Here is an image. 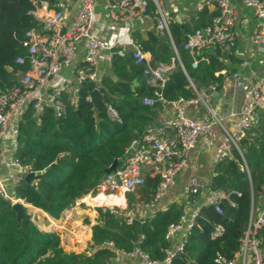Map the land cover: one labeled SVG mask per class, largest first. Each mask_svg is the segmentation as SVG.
Returning <instances> with one entry per match:
<instances>
[{
    "label": "trees",
    "instance_id": "obj_1",
    "mask_svg": "<svg viewBox=\"0 0 264 264\" xmlns=\"http://www.w3.org/2000/svg\"><path fill=\"white\" fill-rule=\"evenodd\" d=\"M60 0H0V86H18L15 74L26 72L28 67L18 66L15 61L24 55V34L37 28L29 15L34 2H47L50 7ZM153 10L149 4L148 11ZM218 16L216 7L198 15L203 29ZM190 24H172L171 36L184 71L177 68L161 91L166 103L180 99L192 101L197 95L191 89V81L199 91L215 85L219 90L223 79L214 74L226 70L225 63L237 62L234 50L221 54L218 51L203 53L197 69L189 52L183 50L185 36L198 28ZM142 52L148 53L151 65L167 64L174 54L168 46L158 50L159 38L154 34L134 36ZM207 60V62L203 61ZM225 61V62H224ZM143 66H137L130 54L115 51L111 60V75L102 79L101 98L96 105L88 101L95 86L84 83L78 91L77 101L68 107L67 116L56 120L51 110L33 119L30 106L17 125V151L15 158L37 173L33 182H22L15 196L27 204L59 219L63 211L86 196L101 182L105 171L115 161L121 165L125 150L140 140L153 120L160 113L161 103L153 108L143 106L144 99H155L154 88L145 84ZM229 74L228 70H226ZM118 114L121 124L107 115L106 106ZM241 155L232 149L229 156L216 164L211 188L230 195L233 204H222L223 215L212 208L200 210L185 246L187 258L178 256L173 264H210L214 255L232 258L238 250L240 239L246 229L251 198L264 189V118L253 126L247 137L238 144ZM246 165L247 171L243 169ZM34 183L37 185L34 186ZM159 178H147L144 186L136 190L139 199L127 194L129 204L152 202ZM259 197V196H258ZM183 205L171 204L166 210H153L151 217H138L131 222L120 221V216L106 209L97 208V221L91 228L93 244L91 255L66 253L56 233L39 230L29 217L17 221L9 202L0 198V264H115L114 253L102 245L112 244L116 250L132 252L136 247L148 254L153 261L161 262L172 243L165 240L170 226L178 224ZM215 225L224 228L218 240L210 235Z\"/></svg>",
    "mask_w": 264,
    "mask_h": 264
},
{
    "label": "built area",
    "instance_id": "obj_2",
    "mask_svg": "<svg viewBox=\"0 0 264 264\" xmlns=\"http://www.w3.org/2000/svg\"><path fill=\"white\" fill-rule=\"evenodd\" d=\"M71 2L72 0H60L52 7L47 2L33 3L29 15L37 23V28L24 34L22 46L25 53L17 57L15 61L16 65H26L28 69L26 72L19 71L15 74L18 86L12 88L0 86V198L2 200L9 202L11 206L19 204L25 210V215L29 217L30 222L36 227L40 225L39 215L42 214L38 209L27 204L23 199L17 198L14 194L27 175L33 174L34 178L37 176V173L32 172L30 167L22 166L15 158L18 122L30 106L33 110V119H38L46 110H51L56 120L64 119L67 116L68 107L76 103L77 93L86 82L92 83L95 86L94 91H98L101 96L99 89L102 78L95 70L103 52H109L111 64L115 51L123 54L122 50L127 49L135 64L144 67L142 74L145 84L156 90V98L144 99L143 106L153 108L157 103H161L162 106H170L172 114L161 119L156 126L148 128L140 140L134 141L125 150L121 165L115 171L105 174L95 189L77 201L71 208H79L82 205L89 207V203L98 201L101 197L102 200L99 202L102 204L104 198L111 203L116 201L124 203L127 194H134L136 190L144 186L147 177L144 169H148L150 175L159 178L154 198L148 204H132L130 209L125 212L124 217L127 219L126 222H131L145 210H154L157 203L168 194L178 176L186 168L187 158L190 152L195 149L198 140L203 136L210 141L213 140L211 132L214 125L219 126L224 134V139L217 146L214 155L215 166L229 156L232 149L241 155L238 144L257 124L258 113L264 112V80L262 78L254 74L246 76L241 72L232 74L236 88L242 93V104L236 127L234 130L228 131L222 125L220 118L209 107L208 96H199L191 81H189L190 87L198 95L196 100L184 101L180 99L176 102L166 103L161 97L160 90L169 81L171 73L176 70V63L184 71L171 36L170 27L172 24L185 25L179 15L170 16L165 13L162 5L163 0H105L104 5L109 24L118 25L147 19L153 23L155 35L159 39L169 41L174 57L167 64L158 62L154 65L150 64V55L142 52L141 47L136 44L134 33L127 37L126 41L94 35L95 0H76V10L68 24L65 18V9ZM150 3L153 5L151 12L148 11ZM234 4L249 9L257 20L264 22V0H198L194 9L196 15L216 7L218 16L213 19L210 26L203 29V32L197 29L185 36L183 50L189 52L192 57V69H197L198 62L204 52L230 53L235 47L234 27L237 17ZM102 27L106 29L104 24ZM249 41L257 48L264 46V24L260 29H254L251 32ZM79 44H82L80 61L77 60ZM67 69L70 70L72 79L61 76L62 72ZM214 90L215 88L211 89L212 92ZM88 101L91 102V97ZM198 103L206 108V117L203 119L189 118L186 115V106ZM106 110L111 121L121 124L117 112L111 106H106ZM7 141L10 142V149L6 150L4 143ZM2 168L6 171L5 174L2 173ZM243 169L247 171L246 165L243 166ZM36 185L34 183V186ZM201 190L203 191L204 187L200 181L195 177H189L187 185L183 188V195L189 203L196 207L189 212L183 210L178 224L169 227L165 235L166 241L172 242L178 233H182V236L177 244L166 251L161 262L151 260L149 255L138 247L129 253L116 250L109 243L102 247H106L114 253L113 262L115 264H122L124 259L137 260L138 264H173L178 256L187 258L184 249L200 210L209 207L217 215H223L222 204L227 203L233 206L229 194L212 188H205L206 193L202 201L197 202ZM117 210L109 209L116 214ZM253 214L254 212L251 210L246 229L240 239L239 248L232 258H227L217 252L210 264H264V205L257 216L254 217ZM44 220L47 221L45 225L48 228V233L58 235L62 233L67 237L65 240L63 238V242L65 241L67 245H72V248L76 246L84 249L86 240H82L81 235L75 236L73 232H68L69 234L66 232L67 218L61 223L46 217ZM223 234L224 228L215 225L210 238L218 240Z\"/></svg>",
    "mask_w": 264,
    "mask_h": 264
},
{
    "label": "crops",
    "instance_id": "obj_3",
    "mask_svg": "<svg viewBox=\"0 0 264 264\" xmlns=\"http://www.w3.org/2000/svg\"><path fill=\"white\" fill-rule=\"evenodd\" d=\"M198 0H167V8L164 6V0H163V9L167 15L172 16L173 14L179 15L183 21L186 24H192V20L195 22L198 18V15L195 13V5ZM171 2H173L176 5V10H173V12L170 10ZM151 4V3H150ZM104 5L105 0H95L94 4V16H95V30L94 35L96 37H106L107 39L112 40H123L126 41L127 37H129L131 34L134 36H141L145 37L147 34L151 33L155 35L154 32V25L151 21L147 19H143L138 22H129V23H123V24H109L108 23V17L106 16V13L104 11ZM77 2L76 0H72L71 3L66 7L65 9V18L68 22V24L71 21V17L73 16L75 10H76ZM208 10H213L208 9ZM234 10L236 11V24L234 27V33L236 37V47L234 50V55L237 60L235 64H229V62L225 63L226 70H228L229 74H227L226 70H222L220 72H216L214 74L215 78L222 77L223 83L219 90L216 89V86L213 85L209 87V89H200L197 92L199 93V96H208L209 98V107L212 109V111L220 118L222 125L228 130L232 131L236 127L239 117L238 113L242 104V93L240 90H238L234 84V81L232 79V74L235 72H241L243 75L250 76L251 74H254L255 76L262 78L264 80V46L261 48H257L253 46L250 41L249 37L253 30H251V18L248 15L244 14V8L238 4H234ZM251 12V11H250ZM200 21V20H199ZM102 24L106 26V29L102 27ZM196 26V25H195ZM159 41H162L166 44V47L169 46V41L164 39H159ZM170 47V46H169ZM81 48L82 44H79L77 46V55L79 56L77 58L78 61H80V55H81ZM171 48V47H170ZM164 49V48H163ZM173 51V50H172ZM204 52L206 53H211ZM123 54H130L127 49L122 50ZM174 54V53H173ZM225 54V53H221ZM179 56V55H178ZM109 52H103L100 56L98 66L96 68V73L99 75L100 78L103 79V77L111 75V69H110V60H109ZM174 57V56H173ZM132 59V58H131ZM133 60V59H132ZM180 60V59H179ZM134 61V60H133ZM207 62V60H203ZM225 62V61H224ZM135 63V62H134ZM244 64V65H243ZM243 65V66H242ZM179 66V65H178ZM180 67V66H179ZM183 68V67H182ZM194 70V69H193ZM62 77L72 79V74L70 70H64L62 72ZM196 87V86H195ZM212 88H215L214 92L211 91ZM196 94V93H195ZM197 95V94H196ZM198 97V95H197ZM101 98V97H100ZM172 114V108L170 106H162L160 108V113L156 117L155 120H153L152 126H156L161 119L168 117ZM186 115L191 119H203L206 117L207 112L206 108L201 104H188L186 106ZM264 118V112H259L257 115V123L262 121ZM212 136L213 140L210 141L207 137L203 136L198 140V143L193 151L190 152L188 158H187V166L186 168L181 172V174L178 176V178L175 181L174 186L170 189L168 194L160 200L157 205V210H166L167 207L171 204H178L183 205L184 210H187L188 212L190 210H193L196 206L189 203L188 199L183 195V188L187 185L189 177H195L197 178L200 183L203 185L204 190L199 192V195L197 197V202H201L206 190L205 188H211L213 179H214V170H215V164H214V155L217 149V146L223 141L224 134L222 132V129L214 125L212 128ZM5 149H10V142L7 141L4 143ZM9 156V155H6ZM10 157V156H9ZM145 173L147 174V178H158V176H152L149 174L148 169H144ZM2 173L5 174L6 171L2 168ZM142 188V187H141ZM140 189V188H139ZM15 194V191H14ZM135 196L134 200L139 199V196L137 195V192L133 194ZM259 196V197H258ZM256 196L255 199L253 197L251 198V207L250 212L253 210V206L256 203L257 207L260 208V210L263 208L264 205V189L263 191ZM255 204V205H256ZM81 206L79 208H69L65 211H63L61 217L59 219H54L48 216L43 211H38L49 220H52L54 222H62L63 218H67L68 223H72L74 220V217L78 215V211L80 210ZM87 211H89L88 207H84ZM71 210V211H70ZM259 210V211H260ZM144 211V210H143ZM146 212H142L139 217L145 216ZM151 216L153 215V210L150 211ZM249 212V214H250ZM42 215H39L40 217V225H38V229L43 232H49L48 228L45 224H47V221L44 220V217ZM65 215V216H64ZM69 215V216H68ZM150 216V217H151ZM90 219H88V222H90V232L86 235L85 240L88 239L89 244H91V247H93L92 241H91V228L93 226L94 220L96 219V215L94 213L90 214ZM59 233V232H58ZM182 233H178L172 240V247L177 244L181 239ZM88 242H85V245ZM67 245V244H66ZM72 245H67L63 247L62 245V239H61V247L66 253H80L83 252L82 247H71ZM67 250V251H66ZM91 252L89 253V256L92 253V249H90ZM83 255V254H81ZM122 264H138L137 260H130V259H124L122 261Z\"/></svg>",
    "mask_w": 264,
    "mask_h": 264
},
{
    "label": "rangeland",
    "instance_id": "obj_4",
    "mask_svg": "<svg viewBox=\"0 0 264 264\" xmlns=\"http://www.w3.org/2000/svg\"><path fill=\"white\" fill-rule=\"evenodd\" d=\"M176 5L171 2V5H170V10L171 12H173V10H176ZM244 14L245 15H248L250 16L251 18V30H254V29H260L264 22L263 21H259L257 20L254 16H253V13L250 12L249 9H246L244 8ZM166 41V39H164ZM135 198V197H134ZM124 203H120L117 201L116 202H113V203H110L108 201H105V203L102 204V202H99V201H95V202H92V203H89V211H87L84 207V205L81 206L80 210L78 211V215H76L74 217V220L72 221V223H67V225L65 226V230L66 232H73L75 234V236L78 235H81V239H85L86 236L85 234L87 235L89 232H90V222L92 221L91 220V217H90V214L91 213H94L96 215V219L94 220V223L93 225L96 224V221H97V212H96V209L97 208H103V209H106V210H109L110 208L115 209L118 211V215L121 217V218H125L124 217V214L125 212L127 211V209H130L131 207V204H129V200L127 198V196H125V200L123 201ZM256 204V203H255ZM253 206V209H254V217L258 215V212L260 210V208L257 207V204ZM65 218H63L64 220ZM88 219H90V222H88ZM69 234V233H68ZM59 236H60V243H61V239H62V244L63 245H66L65 241L63 242V238L65 240L66 235L62 234V233H59ZM85 237V238H84ZM74 241V240H73ZM86 245H85V249L83 250V252H81V254L83 255H89V253L91 252V244H89V241L88 239L86 240ZM65 247V246H63ZM67 251V250H66ZM77 254H80V253H77Z\"/></svg>",
    "mask_w": 264,
    "mask_h": 264
},
{
    "label": "water",
    "instance_id": "obj_5",
    "mask_svg": "<svg viewBox=\"0 0 264 264\" xmlns=\"http://www.w3.org/2000/svg\"><path fill=\"white\" fill-rule=\"evenodd\" d=\"M164 6H165V8H167V0H164ZM195 25H196V27H197L201 32L204 31V30H203V27H202V25H201V23H200V21H199V19H197V20L195 21ZM190 26H191L192 28L194 27L193 25H190ZM165 47H166V44H165L164 42H162V41H159V42H158V47H157V49H158L159 51L162 50V49L165 48ZM100 97H101V96H100V94H99L98 91H94V92H92V94H91V102H92V104H93V105H96L97 102H98V100L100 99ZM117 164H118V161H115V162L113 163V165H112L109 169H107V170L105 171V174H109V173L115 171V169L117 168ZM33 179H34V175H33V174H29V175H27V176L25 177L24 182L30 183V182L33 181ZM9 194H10V192H9ZM11 209H12V211L15 212L17 221H21L22 218H23V216L25 215V210L23 209V207L20 206L19 204H14V205L11 206ZM150 216H151V212H150V211H147V212H146V217H150ZM136 218H138V217H136ZM120 221H127V219H126V218H120Z\"/></svg>",
    "mask_w": 264,
    "mask_h": 264
},
{
    "label": "bare ground",
    "instance_id": "obj_6",
    "mask_svg": "<svg viewBox=\"0 0 264 264\" xmlns=\"http://www.w3.org/2000/svg\"><path fill=\"white\" fill-rule=\"evenodd\" d=\"M101 198H102V197H101ZM101 198H99L98 201H101V200H102ZM104 201H108V202H110V201H109L108 199H106V198L103 199V203H105ZM110 203H111V202H110ZM120 203H121V202H120Z\"/></svg>",
    "mask_w": 264,
    "mask_h": 264
}]
</instances>
